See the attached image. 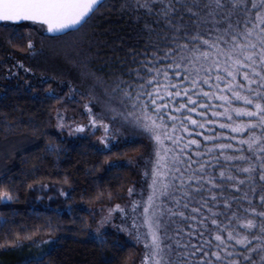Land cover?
<instances>
[{"label": "trees", "instance_id": "obj_1", "mask_svg": "<svg viewBox=\"0 0 264 264\" xmlns=\"http://www.w3.org/2000/svg\"><path fill=\"white\" fill-rule=\"evenodd\" d=\"M124 3L125 0H104L103 8L97 9L89 21L70 34L71 51L76 54L75 58H86L90 69L102 75L105 83L132 81L133 72L129 75L130 69H136L145 59L152 61L162 58L166 47L172 46L170 42L173 39L176 43L187 40L183 35V25L188 22L190 13H170V23H166L164 19L157 20L169 0H127V3L132 5L130 8L122 7ZM137 3H147L149 7L137 8ZM152 4L156 7L150 11ZM239 19L242 28L243 16ZM146 22L162 33V42H154L152 47L147 48V30L144 27ZM232 23L235 24L236 21L233 20ZM28 24L0 25V59L3 58L2 54L8 51L14 58L24 60L30 51L27 41L31 39L36 46L40 45L45 53L36 61L30 64L27 62V65L37 75L41 74L47 78L46 83L38 82L35 89L29 90L23 83L18 82L17 86L5 88L0 96V186L15 190L18 196L13 201H0V219L7 216L11 221L0 227V264H25L30 261L31 258H18L17 252H14L20 248L19 244L28 243H38L40 246H36L37 248L44 247L46 255L41 258L40 264H125L126 261L127 264H132L133 258L138 259L139 248L131 244L122 245L118 250L111 245L101 248L89 234L90 217L80 205L94 204L101 199H108L109 195L111 198L122 195L129 186L138 185L141 182L140 170L136 165L132 166L127 162L144 158L149 154L150 147L140 140L126 139L117 147L111 148V151H101L94 147L90 137L71 140L61 137L55 131V108L59 106L67 115L82 116L80 106L74 101H67L66 91L61 92L60 97L56 94L47 95L45 92L53 88L54 92L59 94L57 85L60 82L70 81L74 84L91 80L80 76L70 59L64 57V45L69 43L68 38L57 36L53 39L54 36L37 34L27 26ZM212 25L213 22L209 20L207 25L201 26L200 31L205 39H209L207 33L211 32V40H217L218 33ZM219 27H225L224 23L221 22ZM188 35L191 36L192 33L189 32ZM197 48L204 50L199 44ZM145 51L147 57L144 55ZM260 68L261 65L257 69ZM248 72L252 74L250 69ZM252 79L256 80V76ZM227 82L226 79L225 83ZM237 82L248 85L241 76ZM123 83L116 87L115 93L112 94L116 100H119ZM108 87H112V84H108ZM260 87L255 83L248 85L243 89V93L246 94L249 88L255 90ZM235 90L237 89L234 87L233 91ZM96 92L102 95L99 87ZM227 96H231V93L227 92ZM231 103L239 106L243 105L244 101L233 99ZM232 117L226 124L235 123L236 114L233 113ZM212 131L221 145L235 147L221 148L220 154L223 152V155L214 167L216 186L212 192L216 194L218 206L215 215L208 211L214 201L208 197V205L203 213L207 220L202 238L204 240V237H207L208 240L203 252L209 253L205 264L209 261L212 264H230V260L237 259L238 254L246 251L248 247L253 248L251 261L259 264L260 246L264 245V239L259 238L262 234L258 229L248 232L241 230L242 234L250 235L248 243L233 247L235 241L228 237L227 226L221 228L219 224L228 219L235 225L236 219L231 216L233 212L247 217L250 215L246 212L249 207L259 210V201L255 198L261 195L260 161L257 159L261 155V143L257 141L251 150L247 144L241 145L240 141L248 138V129L233 133L231 128L220 129L216 126ZM251 132L257 136L264 135L259 128H252ZM218 133L222 135H217ZM234 135L238 139L233 140ZM241 152L247 157L246 160L239 159ZM229 156L233 159H227ZM105 157H108V160ZM253 161L255 168L251 179L257 182V191H253L252 183L246 180L249 173L243 171L244 167ZM222 170L223 176L220 175ZM237 176L240 177L239 181ZM232 183H236L237 188L228 186ZM229 197L232 198L229 200L230 207L224 204V200ZM212 219L218 221L217 225H212ZM256 219L258 223L259 218ZM217 233L224 238L222 241L213 239ZM47 239L53 241L43 244ZM13 240L20 242L13 244ZM213 250L220 253L219 257L211 256ZM114 252L116 255L113 258Z\"/></svg>", "mask_w": 264, "mask_h": 264}, {"label": "snow or ice", "instance_id": "obj_2", "mask_svg": "<svg viewBox=\"0 0 264 264\" xmlns=\"http://www.w3.org/2000/svg\"><path fill=\"white\" fill-rule=\"evenodd\" d=\"M104 6V0H0V21L3 22H16V21H32L39 23L42 27H46L48 33L54 34L55 37L68 38L69 43L65 44V51L63 55L66 59H70V62L76 67L77 72L80 76L85 79L91 80L92 88L95 90L97 87L101 89L104 93L105 98L103 99L102 107L103 110H111L115 114V108H113L110 97L115 93L116 87H118L123 81H108L105 83L102 75H98L94 70L90 69L88 61L86 58H81L77 60L75 58L76 54L71 51L70 45V34L74 33L77 29L81 28L89 19L92 17L93 13L97 9H101ZM124 8H130L132 5L125 3L121 5ZM137 8L149 7V4H140L135 5ZM155 4H152V8H155ZM175 11H181V15L184 12L190 13L188 22L183 25L184 27V37L187 38L186 42L176 43L173 39L170 43L171 47H166L164 55L165 58L175 57L180 61V63H172L169 65V68L176 69V77L178 78L182 73L180 72L181 65L185 61L189 65L195 67L197 61L207 64L208 59L212 58L213 64L219 72L225 71L227 83L223 84V87L220 88L219 85H213L214 88H217L221 92L220 100L224 101L227 107L221 105L224 108L223 112L213 113L217 116H227L231 121L233 119L232 114H236L235 123L224 124L223 127L231 128L233 133L243 132L245 129L249 130L248 138L242 139L240 141L241 145L247 144L248 148L251 150L254 148L257 141H260L262 149L261 155L257 157L260 161L259 164V191L261 195L255 199L259 201L260 208L259 210L256 207H249L246 212L250 214L245 217L242 214L233 212L232 217H235V225L231 224L228 219L224 220L219 224L221 228L227 226L228 237L235 241L236 245L244 246L247 245L250 238L249 234H242L243 232H248L249 230H257L262 234L261 237L264 239V135H254L251 132L252 128H259L261 133H264V0H169V3L165 5V10L163 13H160L157 17V20L164 19L166 23H170L168 17L170 13ZM159 13V9H157ZM254 13V18H253ZM240 16H243V27H240L241 20ZM195 17V19H192ZM217 17L219 19L217 20ZM213 22V27L218 33L217 40H211L212 33L208 32L207 35L209 39H205L204 34L201 33L200 29L202 25H207L208 21ZM235 20L236 23L233 24L232 21ZM223 22L225 27H219V24ZM250 25V26H249ZM7 26V25H5ZM145 29L147 30L145 39L148 41L147 47H152L154 42L160 41L162 35L161 32L153 29L152 25L148 22L145 23ZM189 32L192 33L189 36ZM167 35V33H163ZM230 37V39H227ZM9 42H11L9 40ZM162 42V41H160ZM28 47H33V41L29 39L27 41ZM197 44L203 48V51H200L197 48ZM259 48V52L256 49ZM210 49H219V51H212ZM157 51L159 49L157 48ZM185 52L188 53V56L183 55ZM147 57V52L144 53ZM191 57V59H189ZM220 57H225L223 64L224 67L221 69V63L219 62ZM258 57V59H257ZM158 62V58L154 61ZM143 64V68L137 66L134 70H129V75H132L134 71L137 76L147 69L149 79L145 81V85L151 84L152 69L148 68L147 59L140 62ZM18 65H21L20 61H17ZM256 65H261L260 70L257 69ZM250 69L251 73L258 76L259 80H253L252 76L249 75L248 71H241V69ZM30 69L25 68V71ZM209 70H211V65H209ZM158 71V70H157ZM202 69L197 70L196 79L191 81L192 88H198L199 85L197 81L200 80L199 72ZM237 74L243 78L244 81H247L248 85L259 83L261 86L256 90L249 88L246 94L243 93L245 88L244 83L237 82ZM184 83H187L189 76L187 69L183 73ZM217 81H221V75H217ZM204 82H209V77L204 76ZM129 84L132 81L128 82ZM108 84H112V87H108ZM237 90L233 91V88ZM146 90V88H145ZM156 91H160L159 88ZM224 91L230 92L231 96L223 95ZM49 94L55 95L56 93L49 88ZM94 91L90 93L93 95ZM185 93H180L177 91L175 94L169 92L168 97H182ZM205 96L211 98L210 93H204ZM195 96L189 95L187 103H182L179 105V109H187L191 113H195L197 109L195 107H189L195 101ZM236 99L238 101H244L243 105H233L231 101ZM119 100L121 103L128 105L130 104L132 111L127 113H121L124 116L126 121L135 123L138 127L144 130V133L152 140L155 141V152L157 159L152 163V172L151 180L148 183V189H150L147 199H144L143 196L141 200H132L131 203V225L121 224L120 229L128 235L135 234V239L137 243H143L144 253L143 256L137 261L133 258L132 264H163L162 262V249L163 245L161 244V234L157 229L161 226L160 221L155 217L154 213L157 211L155 208L150 207L152 201L156 198L157 193L160 191L159 185L163 183L161 180L162 177L166 175L163 171V166L161 164L160 157V147L164 136L167 134V126L163 123L166 119L175 120V117H164L163 112L168 110V103L161 104L156 96L152 92H148L147 95H144V92L141 91L139 87L136 88V95L133 96L131 89L125 86V90L122 91ZM150 102V103H149ZM84 107L88 109V125L89 131L98 129L101 131V135L97 138L100 143L104 146V149L111 151V141L117 139L116 136L111 134V125L106 123L103 119H97V116L100 114H93L92 110L89 108L88 102L85 101ZM203 115V113H201ZM247 117V119H241L240 117ZM58 119H62L58 116ZM187 120L191 122L193 126H199L203 128V124L199 121L192 118L191 115L187 117ZM215 123V121H213ZM77 131H83L85 129L84 124L76 123L73 125ZM59 127V125H58ZM164 128V133H161V128ZM180 127L184 128L185 132H189L190 129L184 127V124H181ZM217 135H222L218 133ZM168 139H171L169 136ZM208 139V137H205ZM233 140L238 139L235 135L232 136ZM192 144H198L197 140H192ZM220 148L226 147H235L234 145H219ZM237 151H241L237 149ZM223 155V152H221ZM108 160V157H105ZM149 159V157H145ZM227 159L231 160L233 157L229 156ZM240 160H246L247 157L241 155ZM255 168V161L247 164L243 171L249 173V176L246 177V180H249L252 183V190L257 191L256 181L251 179L253 169ZM239 171V169L237 170ZM221 176L224 175L223 170L220 173ZM147 172H145V177ZM207 179V178H206ZM236 179L239 181L240 177L237 176ZM208 183L212 184V180L208 179ZM230 188H237L236 183L228 185ZM135 189L132 186H129L128 192L131 195ZM143 189H141V195ZM63 195V193H62ZM213 198H215V193H212ZM18 196L15 193V190L0 186V201H13L17 199ZM109 198L110 195H109ZM247 199V197H245ZM232 199L229 197L224 200L225 205H229V200ZM143 205V220L141 223H138L139 208L138 205ZM230 207V205H229ZM119 209L122 216L127 217L125 207L121 204H113L107 208L106 212L100 217L99 220L95 221V228L89 233L93 235V239L98 243V245L103 248L106 245H111L114 249H119L122 247L116 240H109L105 234L104 225L109 223L112 219L111 214L114 210ZM103 211V210H102ZM259 222L257 223V219ZM11 223L9 217L3 216L0 219V227ZM212 225H216L218 221L212 219ZM116 225L113 224V227ZM91 227L90 225L88 226ZM239 229V230H238ZM7 231V229H6ZM195 235V233H193ZM24 239H30V237H24ZM207 239V237H204ZM215 239L222 241L224 238L216 234ZM19 240H13V244L19 243ZM34 242V241H33ZM202 251L200 248H196L192 253L195 256L197 253ZM251 253H253V248L248 247L246 251H241L238 254L237 259L230 260V264H249L251 261ZM46 253L41 250L35 256H32L30 261H26L25 264H40L41 258L45 256ZM116 253H113V258ZM187 255V253H185ZM209 255L208 252H204L203 255L199 256V261L203 264L205 257ZM220 253L213 250L211 256L219 257ZM191 258V257H190ZM127 264V261L125 262ZM208 264H212L211 261ZM251 264H257L256 261H251ZM259 264H264V245L260 246V257Z\"/></svg>", "mask_w": 264, "mask_h": 264}, {"label": "rangeland", "instance_id": "obj_3", "mask_svg": "<svg viewBox=\"0 0 264 264\" xmlns=\"http://www.w3.org/2000/svg\"><path fill=\"white\" fill-rule=\"evenodd\" d=\"M27 26L34 29L35 32L46 34V28L41 25H34L29 23ZM30 51L24 60L14 58L12 54L5 51L2 54L3 58L0 60V96L4 92V89L8 86H17L18 82L23 83L22 85L27 89H35L38 86V82L46 83L47 78L43 75H37L32 71L28 64L36 61L41 54H44V49L39 45L36 46L35 42L33 47L29 48ZM259 52V48L256 49ZM183 55L188 56L185 52ZM191 59V57H189ZM225 57H220L219 62L221 63V69H223ZM258 59V57H257ZM25 60H27L25 62ZM148 61V68L152 69V83L145 85V81L149 79L147 69L141 72L138 76L133 71L132 83L129 84L128 80L123 83L125 86L131 89L132 95H136V88L139 87L144 95L148 92H152L156 96L161 104L168 103V110L162 113L164 117H175V120L166 119L163 121L167 126V134L164 136L162 143L159 145L161 164L163 171L166 173L161 178L163 183L159 185L160 191L157 193L156 198L152 201L150 207L155 208L157 211L154 213L155 217L160 221V227L157 231L161 234L162 249V262L163 264H201L199 256L203 255V250L206 249V243L208 240H203L204 225L207 218L203 215L204 209L208 205V197L214 201L211 204V208L208 209L212 214L215 215L217 212V198H213L212 191L215 190V176L213 175L214 167L217 165L216 162L222 156L220 154L221 145L217 141L216 135L213 134V127L218 126L220 129L229 121L227 116H217L213 113H220L224 111L221 105L227 107L224 101L220 100L221 92L214 88L213 85H219L226 82L224 78L226 76L225 71L218 73L215 64L212 62V58L208 59L207 64L197 61L195 67L188 64L187 61L181 65L179 69L182 73L178 78L176 77V69L169 68L172 63H180L175 57L166 59L165 55L162 58H158V62ZM20 61L21 65L17 64ZM211 65V70H209ZM259 68V65H256ZM143 68V64H140ZM25 68L30 69L25 71ZM187 69L189 79L187 83H184L183 73ZM202 69L199 72L200 80L197 81L198 88H192L191 81L196 79L197 70ZM158 70V71H157ZM248 71L249 69H241V71ZM221 75L222 80L217 81V75ZM209 77V82H204V76ZM254 78L256 75H252ZM237 74V80L239 78ZM259 77L256 76V81ZM37 81V82H36ZM131 81V80H130ZM256 85L259 83H255ZM248 85H245L247 87ZM60 93L56 96H61V92H67L65 98L67 101H74L77 106H80L81 114L74 115L65 112L59 106L55 108L53 112V120L55 131L63 138L76 139V138H92V144L98 150L107 151L104 146L97 139L101 135V131L98 129L89 131L88 125V109L84 107L85 101L88 102L89 108L93 114L99 113L97 119H103L106 123L111 125V134L116 136L115 141H111V148L117 147V145L126 139L140 140L145 142L149 147V154L144 158H136L133 161L127 162L129 165H136L140 170L141 182L138 185H131L135 191L129 195L128 189L122 195L114 196L113 198L101 199V201L95 202L94 204L85 205L81 204L80 208L87 212L90 217L89 231L95 228V221L99 220L100 217L106 212L107 208L113 204H121L125 207L127 213L126 216H122L119 209H116L111 214L112 219L104 225L105 234L108 238L116 240L120 245L131 244L138 247L140 254L137 261L143 256L144 246L143 243H137L135 234H126L120 229L121 224L131 225V203L132 200H141L142 196L147 199L150 189H148V183L151 180L152 163L157 159L155 152V141H152L145 133L144 130L138 127L135 123L126 121L121 113H127L132 111L130 104L125 105L116 100L111 95L108 97L111 99L112 107L115 108V114L111 110H103L102 103L105 98L104 93L99 95L96 89L93 90L92 82L78 81L76 83L63 82L57 85ZM146 88V90H145ZM159 88L160 91H156ZM53 90V88H52ZM256 90V89H255ZM54 91V90H53ZM94 91L93 95H90ZM121 91V93H122ZM177 91L185 93L182 97H168L169 92L175 94ZM49 94V90L45 92ZM204 93H210L211 98L205 96ZM227 96V91L222 93ZM121 95V94H120ZM195 96V101L189 105V107H195L197 111L195 113L189 112L187 109H177L182 103H187L188 96ZM64 98V99H65ZM150 103V102H149ZM203 113V115H201ZM191 115L193 119L199 121L204 126H193L187 117ZM58 116L62 119H58ZM246 118V117H243ZM247 119V118H246ZM215 121V123H213ZM76 123L84 124L86 127L83 131H77L73 126ZM184 124V127L190 129L189 132H185L184 128L180 127ZM59 125V127H58ZM126 129V130H125ZM164 128H161V133H164ZM171 139H168V137ZM208 137V139H205ZM197 140L198 144H192V140ZM145 172L147 176L145 177ZM207 178V179H206ZM208 179L212 180V184L208 183ZM141 189L143 193L141 195ZM215 193V192H214ZM139 215L138 223L143 220V205L139 204ZM103 210V211H102ZM113 224L116 226L113 227ZM217 225V224H216ZM195 233V235H193ZM219 234V233H217ZM93 237V235H91ZM215 239V237L213 238ZM52 239H47L42 243L52 242ZM20 248L15 249L17 257L25 260L35 256L42 248L38 243L19 244ZM196 248L202 249L195 256L192 255ZM45 252V251H44ZM187 253V255H185ZM16 257V255H14ZM191 257V258H190ZM207 263L206 257L203 264Z\"/></svg>", "mask_w": 264, "mask_h": 264}, {"label": "water", "instance_id": "obj_4", "mask_svg": "<svg viewBox=\"0 0 264 264\" xmlns=\"http://www.w3.org/2000/svg\"><path fill=\"white\" fill-rule=\"evenodd\" d=\"M4 23H7V24H11V25H15V24H17V25H20V24H26V23H31V24H34V25H40L39 23H36V22H32V21H16V22H3V21H0V25L1 24H4ZM46 28V27H45ZM46 35L47 36H54V34H52V33H48L47 32V30H46Z\"/></svg>", "mask_w": 264, "mask_h": 264}]
</instances>
